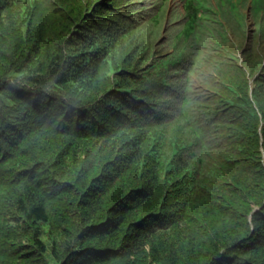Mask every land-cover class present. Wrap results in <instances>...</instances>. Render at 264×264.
Masks as SVG:
<instances>
[{"label": "trees", "instance_id": "trees-1", "mask_svg": "<svg viewBox=\"0 0 264 264\" xmlns=\"http://www.w3.org/2000/svg\"><path fill=\"white\" fill-rule=\"evenodd\" d=\"M177 1L0 0V264H264V0Z\"/></svg>", "mask_w": 264, "mask_h": 264}, {"label": "rangeland", "instance_id": "rangeland-1", "mask_svg": "<svg viewBox=\"0 0 264 264\" xmlns=\"http://www.w3.org/2000/svg\"><path fill=\"white\" fill-rule=\"evenodd\" d=\"M176 5L178 7L177 10H181V3L179 2V0L176 2ZM247 6H249V3L241 6L240 10L241 13H247L246 33L248 37H246L244 30L243 31L240 30V26L234 16H230L231 18L229 20H226L223 16L222 19H220L219 16H216L217 20H219L223 24V26L226 27L228 30L227 40L219 36V34L216 31H214V29L221 27L219 24H217L215 21L208 22V24L211 27V31L208 32L209 34L205 33V38L203 39L204 44L201 47L203 52L202 55L205 56L206 58L203 57L200 65L202 69V73L205 76L208 75L209 73H212L214 70L213 68H211V64L213 63V61H211V58L226 60L225 62H222V64L220 65L221 67L220 69H228L229 65L241 64L244 61H246V64L249 65L250 68H253L255 66H258L257 63L259 61L262 60L264 62V37L257 36L256 38L254 37L253 40H250V36L251 33L253 32L255 23H253L251 20L250 10ZM170 11L168 13H170ZM170 32L171 30L165 33V29H162V33H164V35L167 37L168 35H170ZM166 41L163 42L162 44L164 45V50H169L171 48V45H167ZM218 41L223 43V45L226 46V49L228 51H231L236 55V60L229 59L227 57V54H225L224 57L218 56L219 50L222 49L221 48L222 46L217 44ZM192 77H194V79H197L199 81L201 80L203 81V79L199 78L195 73L192 75Z\"/></svg>", "mask_w": 264, "mask_h": 264}]
</instances>
